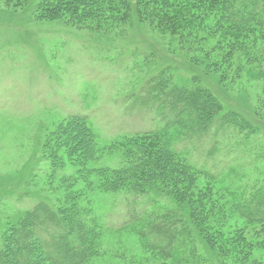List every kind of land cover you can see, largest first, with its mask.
<instances>
[{
	"label": "rangeland",
	"instance_id": "374dc122",
	"mask_svg": "<svg viewBox=\"0 0 264 264\" xmlns=\"http://www.w3.org/2000/svg\"><path fill=\"white\" fill-rule=\"evenodd\" d=\"M38 1L23 10L0 7V249L15 248L13 226L41 201L99 231L84 264H176L150 250L137 227L121 226L132 211L147 221L178 207L198 225L200 240L191 237L204 264H264V225L247 224L236 213L264 184V18L250 32L231 31L225 15L199 0L184 12L195 19L186 17L187 29L172 34L133 19L91 31L64 19L38 21ZM165 68L179 86L210 90L256 135L226 134L216 145L208 139L189 146L181 162L169 163L148 184L118 178L114 172L130 164L139 146L152 161L165 155L166 144L175 148L179 129L129 136L153 123L149 109L133 111L127 98ZM78 112L89 115L85 126L69 119ZM190 165L220 176L211 180Z\"/></svg>",
	"mask_w": 264,
	"mask_h": 264
},
{
	"label": "trees",
	"instance_id": "16d2710c",
	"mask_svg": "<svg viewBox=\"0 0 264 264\" xmlns=\"http://www.w3.org/2000/svg\"><path fill=\"white\" fill-rule=\"evenodd\" d=\"M28 1L0 0V7L5 4L7 7L23 10L28 8ZM202 1L212 4L217 9V13H220L219 16L225 15V22L233 28L231 31L250 32L264 18V0ZM193 3L200 5L202 2L199 0H39L35 4L34 14L38 21L52 22L64 19L69 25L86 27L91 31L117 29L121 24H127L133 19L139 24L153 27L162 34H172L187 29L186 17L195 19L190 12L184 14ZM177 6L182 10H177ZM220 19L224 22L222 18ZM206 30L210 31L207 28ZM259 50L264 58V46ZM127 99L126 103L131 104L130 109L133 111L149 109L147 112L151 115L153 123L152 128L134 131L127 129L126 132L131 133L129 136L159 137L175 129H179L181 133L176 136L175 148L171 147V144H166L165 155L160 154L153 161L149 157L151 153H147V148L139 146L133 151L130 164L114 172V175L119 176L118 178L127 177L148 184L149 180L157 177L160 172L164 175L169 163L175 165L177 160L181 162V155L189 150V146H195L196 143L208 139L214 140L216 145L219 138L226 134L243 136L245 140L256 135L255 126L238 113L225 111L221 102L207 88L200 85L191 87L177 85L169 68L144 80ZM68 117L72 122L84 126L90 122L89 115L79 112L71 113ZM80 135L82 137V134ZM84 139L89 140L86 137ZM91 141L88 144L91 150L89 154L94 159L97 152L92 147L95 143ZM177 146L181 148L177 149ZM214 148L216 149L215 146ZM182 163L184 164L183 161ZM189 170L211 180L220 176V173L208 170L204 165L199 167L190 165ZM162 174L159 175V179ZM136 189L138 192L143 190L140 187ZM172 200H175L174 197ZM236 213L247 224L264 225V184L247 199L237 204ZM128 216L121 227H137L138 236L146 242L150 250L164 260H172L176 264H204L205 260L199 257L197 244L191 237L196 234L200 240L201 232L189 213L184 214L176 207L175 210L167 211L162 215L151 216L147 221L137 211L130 212ZM12 234L15 248L0 249V264H84L100 237L98 230L87 227L76 216L55 211L41 201L28 210L13 226ZM206 243L208 244L207 241ZM207 244L204 243L206 249L212 253V248ZM244 248L247 249V246ZM179 249L182 250V254L176 259Z\"/></svg>",
	"mask_w": 264,
	"mask_h": 264
}]
</instances>
